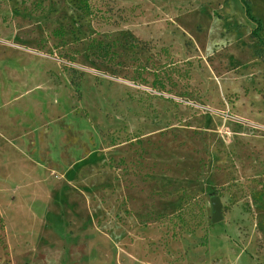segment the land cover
Masks as SVG:
<instances>
[{
    "label": "rangeland",
    "instance_id": "374dc122",
    "mask_svg": "<svg viewBox=\"0 0 264 264\" xmlns=\"http://www.w3.org/2000/svg\"><path fill=\"white\" fill-rule=\"evenodd\" d=\"M9 76L0 264H264V0H0Z\"/></svg>",
    "mask_w": 264,
    "mask_h": 264
},
{
    "label": "crops",
    "instance_id": "0c3cea01",
    "mask_svg": "<svg viewBox=\"0 0 264 264\" xmlns=\"http://www.w3.org/2000/svg\"><path fill=\"white\" fill-rule=\"evenodd\" d=\"M4 78V80H2V81H6L7 83H8V85H6V83L5 84H3L2 86L0 85V116H1V118H0V125H2L3 126V128H4V130H6L5 132H6V134H4V137H6V139H7V141H4L3 139H2V143L0 142V144H2L3 146H9V142L10 141H12L13 142V145H14V143L17 141L16 140V138L14 137V131L15 130H13L14 128H11V127H8L7 126V124H9V122H8V120H9V117L7 116V114H6V111L7 110H5V109H3L6 105V103H4L5 101H7V103H8V98H9V83L10 82H15V78L14 77H3ZM4 102H3V101ZM3 120L5 121V122H8L7 124H3ZM14 127H15V124H14ZM10 132H11V134H10ZM10 137H12V138H10ZM26 138V137H25ZM1 139V138H0ZM19 140V139H18Z\"/></svg>",
    "mask_w": 264,
    "mask_h": 264
},
{
    "label": "water",
    "instance_id": "95a60500",
    "mask_svg": "<svg viewBox=\"0 0 264 264\" xmlns=\"http://www.w3.org/2000/svg\"><path fill=\"white\" fill-rule=\"evenodd\" d=\"M210 208H211V215H210V222L217 223L223 219L222 213V203L219 199V196L212 195L210 196Z\"/></svg>",
    "mask_w": 264,
    "mask_h": 264
}]
</instances>
